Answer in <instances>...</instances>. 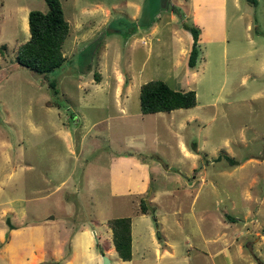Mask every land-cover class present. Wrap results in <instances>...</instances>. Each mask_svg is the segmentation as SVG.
I'll list each match as a JSON object with an SVG mask.
<instances>
[{"label":"rangeland","instance_id":"obj_1","mask_svg":"<svg viewBox=\"0 0 264 264\" xmlns=\"http://www.w3.org/2000/svg\"><path fill=\"white\" fill-rule=\"evenodd\" d=\"M252 1L227 0L225 41L200 43L191 69L185 56L189 32L182 27L193 24L185 15L188 0H59L69 26L65 60L37 74L15 62L14 49L28 37L24 13L45 12L47 5L0 0V201L27 210L25 221L43 213L63 220L70 212L78 221L130 213V204L117 209L123 199L110 193L106 167L111 156L131 151L156 167L149 184L158 191L151 194L156 208L149 216L157 230L162 223L165 237L178 241L179 253L184 239L197 244L203 219L225 212L246 216L250 229L263 223L264 0ZM134 5L139 12L131 20L126 14ZM112 73L125 81L133 75L134 108L138 86L151 79L193 90L196 104L133 124L106 79ZM94 75L102 76L101 83ZM199 171L206 174L204 184ZM245 237L251 240L243 234L238 241ZM251 246L254 253L255 242ZM242 254L232 264L264 259L248 256L245 247Z\"/></svg>","mask_w":264,"mask_h":264},{"label":"crops","instance_id":"obj_2","mask_svg":"<svg viewBox=\"0 0 264 264\" xmlns=\"http://www.w3.org/2000/svg\"><path fill=\"white\" fill-rule=\"evenodd\" d=\"M231 1L234 4L236 0ZM128 5L132 6L130 3ZM184 5L185 15L190 16L192 23L199 29L198 47L200 43L217 44L225 41L227 0H188ZM215 11L216 16L212 15ZM138 12V6L134 5L132 14L126 16L136 20ZM23 19L26 27L24 16ZM185 36L188 40L185 50L187 57L192 39L190 33H185ZM182 52L184 53V50ZM106 79L112 82L114 96L119 99L118 103L121 105L120 110L124 112L126 118L131 119V123H140L148 115H159L160 112L141 114L139 103L138 108L130 106L133 87L137 86L133 75L127 74L125 81L122 74L112 73L106 74ZM101 81L102 76L95 82L101 83ZM173 81H176V77H173ZM189 116L190 119L195 117L191 114ZM96 143L97 141L93 145L97 147ZM119 155L109 158L106 172L110 193L123 199L117 209L123 210L124 204L125 206L130 204L132 207L130 213L116 216L130 218L129 260H121L113 248L111 231L105 224L109 218L78 221L69 212L64 215L63 220H56L54 216L50 217L47 213H43L36 216L33 221H25L23 217L27 210L9 207L4 201H0V218H4V226L0 227V264H39L40 262L101 264L102 255L107 259L106 264H232L233 261L242 258L244 247L250 252L248 256L264 257V250H258V247L264 244V222L250 229L247 228L246 216L239 219L225 212L223 216L217 218L203 219L204 227L196 229L197 244L194 246L184 239V252L179 253L178 241L162 234L163 227L160 220L161 227L157 230V226L153 225V218L151 221L149 214L140 213L138 210V202L141 198L148 204H154L152 208L149 206L151 211L156 208L151 194L158 191L149 185L151 168L156 171V167L138 159L135 152L127 151ZM196 175L201 179L200 183L206 182V174L199 171ZM252 182L251 178L249 183ZM208 184L213 188L217 183L209 180ZM28 189L33 191L34 188ZM16 200L20 199L17 197ZM159 208L163 209L161 206ZM6 219L12 228L7 226ZM175 225H178L177 222ZM258 230L261 234H258ZM243 234H249L251 240L245 237L244 243L238 241ZM251 242H255L254 253ZM230 247H233L232 251H229ZM248 256L247 260H249ZM257 264H264V259L257 261Z\"/></svg>","mask_w":264,"mask_h":264},{"label":"trees","instance_id":"obj_3","mask_svg":"<svg viewBox=\"0 0 264 264\" xmlns=\"http://www.w3.org/2000/svg\"><path fill=\"white\" fill-rule=\"evenodd\" d=\"M44 2L47 5L45 12L28 10L26 16L28 37L18 43L14 49L15 62L37 74L49 73L64 62L62 46L69 31L59 0H44ZM182 27L190 33L192 39L186 61L188 68L192 69L198 57L199 29L186 21L182 22ZM4 50L5 45H0L1 59H3ZM94 80H98L96 75ZM138 103L139 112L149 114L191 108L195 106L196 99L193 90H175L162 80L151 79L140 84ZM224 157L229 158L225 155ZM219 158L220 155L215 159ZM235 164L237 162H234ZM138 210L144 214L151 213L148 203L142 198L138 202ZM5 223L12 228L7 219ZM105 224L111 231V242L117 256L121 260H129L131 257L130 218L128 216L109 218ZM39 264L51 263L40 262Z\"/></svg>","mask_w":264,"mask_h":264},{"label":"water","instance_id":"obj_4","mask_svg":"<svg viewBox=\"0 0 264 264\" xmlns=\"http://www.w3.org/2000/svg\"><path fill=\"white\" fill-rule=\"evenodd\" d=\"M101 260H102L101 264L107 263V259L103 255L101 256Z\"/></svg>","mask_w":264,"mask_h":264}]
</instances>
